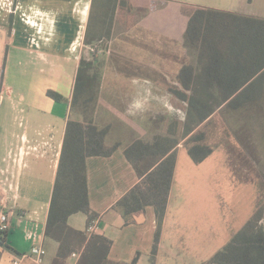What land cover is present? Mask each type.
<instances>
[{
    "label": "crops",
    "instance_id": "crops-1",
    "mask_svg": "<svg viewBox=\"0 0 264 264\" xmlns=\"http://www.w3.org/2000/svg\"><path fill=\"white\" fill-rule=\"evenodd\" d=\"M143 1L0 0V209L8 214L10 224L0 258L5 257L7 264L12 255L27 252L33 242L46 251L43 264H51L55 257L58 243L46 237L45 225L71 118L75 76L84 56L103 61L97 126L107 128L105 144L116 146L109 156L85 160L88 204L96 213V233L111 240L108 258L130 262L137 255L136 264H176L185 261L178 246H218L215 251L189 250L183 264H201L248 221V216L231 220L232 224L224 220L223 231L209 227L208 207L216 193L210 178L216 151L195 163L185 144L189 135L183 138L180 125L162 218L158 220L148 205L126 221L123 207L117 204L139 181L125 149L139 139L154 140L163 124L184 120L183 110L172 102L167 89L181 87L176 76L192 57L182 4H201L159 0L158 5L144 9ZM244 1L217 9L246 15L240 7ZM136 9L143 13L134 18ZM48 90L63 100L49 97ZM176 109L179 114L172 111ZM117 127L121 134L111 138ZM86 218L74 213L67 223L85 230ZM157 229L159 240L152 254ZM195 232L204 235L200 243L195 242ZM22 264L34 263L25 259Z\"/></svg>",
    "mask_w": 264,
    "mask_h": 264
},
{
    "label": "trees",
    "instance_id": "trees-1",
    "mask_svg": "<svg viewBox=\"0 0 264 264\" xmlns=\"http://www.w3.org/2000/svg\"><path fill=\"white\" fill-rule=\"evenodd\" d=\"M187 17L185 37L192 57L183 65L177 79L180 88L168 87L172 102L183 110L182 122L163 124L152 141L136 140L124 151L139 181L117 202L124 209L126 221L148 205L162 218L174 170L179 143V125L189 156L195 163L213 150L203 143L200 132L214 114L240 99L245 106L264 100V90L250 92L249 86L264 71V17L241 14L196 4H182ZM103 61L80 59L70 101V116L65 128L63 146L45 225L46 237L58 243L51 264H65L70 254L80 251L77 264H136L108 258L111 240L98 233L87 235L67 223L71 214L86 215V226L96 217L90 210L86 187L85 160L90 156H109L116 146L105 144L107 128L97 126V100ZM56 101L63 97L48 90ZM236 106L234 114L241 117ZM252 109V108H250ZM249 115V114H247ZM253 119V115L248 116ZM255 212L230 240L201 264H264V229ZM1 235V234H0ZM5 235V234H4ZM159 240L155 232L152 254ZM2 242H4L2 240ZM1 242V243H2Z\"/></svg>",
    "mask_w": 264,
    "mask_h": 264
},
{
    "label": "rangeland",
    "instance_id": "rangeland-1",
    "mask_svg": "<svg viewBox=\"0 0 264 264\" xmlns=\"http://www.w3.org/2000/svg\"><path fill=\"white\" fill-rule=\"evenodd\" d=\"M154 1H143L144 9L150 8L152 5H158L157 1L159 0ZM197 1L201 4L196 5H206L207 7L209 5V7L214 8H231L239 4L238 0ZM242 5L240 7L246 9L244 10L247 13L246 15L264 17V0H250V2L246 0ZM142 13L143 11L139 12V9H136L134 18L142 15ZM169 51L173 53L170 49ZM82 58L89 60L87 56ZM98 70H101V68ZM249 89L248 93L264 90V71L250 83ZM257 104V106L251 105L248 107L241 104L239 99L214 114L200 129V132L204 135V142L216 151L213 157V160H216V166L214 163L213 172L210 176L214 182L216 193L214 200L208 207V225L211 228L220 229V231H223L225 221L226 224H232L231 220L244 219L247 216L250 220L254 217L256 211L264 216V100L258 101ZM238 105L241 117L234 114L233 109ZM172 111L178 112V114L180 112L177 109ZM251 115H253V119L248 117ZM120 134L121 129L117 127L113 129L111 138ZM210 158L204 162L205 165L210 162ZM224 158L225 160H223ZM226 166L228 170H226ZM209 194H212V192H209ZM81 216L83 215L81 214ZM231 224H229V227H231ZM259 224L264 229V217L259 220ZM199 225L200 222H197V227ZM194 235H197L196 243H200L204 236L200 232H195ZM3 236L4 234H1V246H4ZM210 244L214 245L212 242ZM196 247H198L197 251L203 247V251L206 252L215 251L214 249H217L218 246H178L184 253L185 261H178L176 264L187 262L186 259L190 256L189 250H194ZM2 258L1 256L0 264H7L5 257L4 261ZM192 259L194 258L189 259V261Z\"/></svg>",
    "mask_w": 264,
    "mask_h": 264
},
{
    "label": "built area",
    "instance_id": "built-area-1",
    "mask_svg": "<svg viewBox=\"0 0 264 264\" xmlns=\"http://www.w3.org/2000/svg\"><path fill=\"white\" fill-rule=\"evenodd\" d=\"M9 228L10 224L8 214L0 209V234H6ZM84 231L88 236L96 233L97 220L93 219ZM45 253L46 251L40 243L33 242L27 252L12 255L10 264H22L25 259L30 260L34 264H43ZM80 253V251L72 252L69 256V260H67L65 264H77Z\"/></svg>",
    "mask_w": 264,
    "mask_h": 264
}]
</instances>
